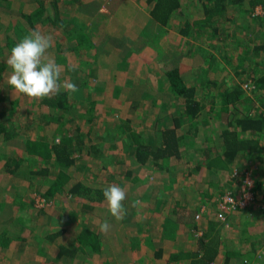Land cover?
Listing matches in <instances>:
<instances>
[{
	"label": "rangeland",
	"instance_id": "obj_1",
	"mask_svg": "<svg viewBox=\"0 0 264 264\" xmlns=\"http://www.w3.org/2000/svg\"><path fill=\"white\" fill-rule=\"evenodd\" d=\"M12 1L11 11L7 9V6H0V21L3 25L0 28V34L9 24L12 25L21 18L22 10L34 11L44 2L49 7L48 3L52 0ZM56 1L59 15L65 21L64 34L54 25L50 26V23L47 25L45 22H38L37 28L41 32L49 29L57 38L60 37L63 43L68 42V31L72 30L74 33L77 28L86 31L88 37L90 36L89 40L83 44L76 43L80 35L75 41L73 39L75 50L56 51L53 41L52 47L47 51L49 53L46 54V57L51 60L55 54H60L61 57L58 58L60 62L58 65L61 67L60 81L76 84L79 91L70 96L61 89L67 93L69 106L59 109L46 100L52 98L37 101L16 94L20 101L18 112L13 119L15 118L14 122L19 128L25 116L40 119L47 114L49 119L45 124L43 123L41 139L50 142H59L63 135L67 136V142L69 139H76L72 123L77 122L82 127L83 140L86 143L80 150L76 149L70 140L72 142L70 144L71 161L64 165L50 157L47 161V173L41 178L48 180L53 175H58L62 180L64 179L65 183L71 178L80 179L94 188L118 185L126 192V199L123 201L126 216L132 211L141 215V222L147 231L148 227H151L149 230L156 232L160 226L165 225V229L169 230V237L167 241L165 237V244L169 243V238H172L171 250H175L173 261L175 264H191L189 261L194 260L195 252L199 249V242L198 236L191 233L195 230L188 217L189 212L196 208L197 204H201V210L203 208L208 210L216 204L220 206V195L225 193H230L241 204V199L244 198L241 185L244 181H249L252 185L257 178H260L262 181L260 184L264 185V135L261 139L262 146L258 150L252 146L248 151L238 152L231 163L226 166L219 152L224 142L218 138L223 130L227 129L230 130L229 136L241 137L242 133L235 124H227L216 114L218 101H221L224 86L229 83L230 76L241 83L242 88L247 90L251 88L245 84L253 81L248 71L256 66V57L244 50H237V46L233 47L231 36L221 41L222 44L227 43L224 52L221 51L223 48L221 43L219 46L216 45L215 40L209 43L214 38L209 30V26H212L211 21H220L219 25H221L222 13H216L207 20L200 14V9L196 11L190 7L192 0H181L180 6L183 8L179 12L176 11L173 17L175 20H180L178 24L174 23L175 20L172 18L166 24L150 18L148 8L151 7V3L146 0ZM186 15L190 16L193 24L189 25L190 31L182 32L179 28L181 24H185ZM251 24L246 20L243 22L235 18L229 25L230 34L240 37L248 33L252 34L256 27ZM194 32L198 34L194 37L195 39L192 38ZM247 38H244V43ZM180 44L182 45L180 49L189 51L193 54V58L200 50V46L208 45L211 51L218 52L217 58L223 68H216L213 71L207 68V64L198 66L192 64L191 60L180 56V50H178L179 53L174 54ZM230 44L232 49L229 48ZM220 52L223 54L227 52L225 55L230 65L221 57ZM260 56L257 59H260ZM170 66L172 68L179 66L178 69L184 81L196 84V91H201V93L203 91L207 94L201 99L203 107L194 119L182 112L183 97L173 95L168 89L165 70ZM11 71L7 64L1 70L5 83ZM208 78L211 79L208 80ZM213 79L220 81L215 85ZM256 81L259 84L257 88L264 93V79L258 76ZM9 91L13 93L12 89ZM210 101L216 103L212 104L214 105L212 108ZM258 105L257 100L250 110H254ZM60 113L62 116L59 115ZM158 114L180 115L181 125L177 132L182 140V157L171 164L170 171L158 168L154 170L150 166L151 158H148L142 169L140 163L132 157L136 147L134 144L136 138L139 142H148L153 147L158 143L160 130L154 125V116ZM59 117L63 118L64 124L57 122ZM84 117H89V120L86 121ZM235 117L233 115L232 119L236 121ZM195 120H197L198 130L196 136L194 134L192 137L190 135L192 134L191 125ZM166 122L168 124L172 122V119L168 118ZM59 124H61L60 128ZM26 131L29 133V130ZM23 132L24 128L20 131V138L16 134L12 138L0 140V159L6 155L18 153L25 147L24 140L28 133L24 136ZM205 146L209 148V155L205 158L218 159L220 162L214 170L207 168L206 165L202 168H196L194 165L203 157L206 151L204 150L203 153ZM193 154L198 157L191 165L188 159ZM257 154H261L260 158H256ZM252 157L261 160L255 161ZM248 162L256 163L246 165ZM28 166L24 159L15 172L0 171V221H2L0 231H13L9 245H0V264H72L73 260L57 259L56 251L59 245L67 242L70 244L74 235L77 236L76 239H79L77 231L80 230L82 233L81 230L87 222L92 223L93 227H98L101 217L93 214H97L96 209H100L99 213L107 209V203L105 200L84 198L79 201L67 192L66 188H63L58 195L47 196L45 193L49 190L48 183L37 182L38 184L35 185V181L30 180ZM258 169L261 171H256ZM128 170L131 171V175L128 174ZM222 170H226L225 173ZM228 174L233 178L230 179ZM17 179L29 182L24 189L25 194L20 198V206L23 205L25 208L27 203H32L30 218L33 224L22 226L19 229L18 235L22 238L15 237L17 227L11 224V215L18 210L16 201L9 198L4 199L5 185L8 182L14 184ZM205 185L209 186L211 192V195L207 197L199 193ZM246 197L248 201L252 197L249 189H247ZM135 200L141 201V204L134 208L132 202ZM176 200L178 202H175ZM248 201L243 205H246ZM235 204L227 207L234 233L231 238H219L221 242L217 241L218 252L221 256L222 251L228 248L240 249L241 246L246 248L252 246L254 243L252 237L264 233V200L263 202L256 201L255 206L249 209L250 211L243 212L238 211V205ZM243 218H248L245 224L242 223ZM204 219L206 220V217ZM124 224L131 223L126 221ZM44 226L47 228H43ZM64 227H66L65 232H63ZM29 229H33L37 234L40 232L41 236L46 238L48 242L44 241V243L49 245V248H43L46 251L39 250L33 245L32 235L27 236V240L25 239L26 235H29ZM57 230L61 232L57 233ZM50 235H52L51 239ZM156 235H158L157 232ZM159 240V237H156L154 242L161 243L162 240L161 242ZM230 241H233L234 247H228ZM123 247L128 254L129 247L127 248L126 245ZM40 252L44 253L40 254ZM236 252L239 251L236 250ZM258 252H264L263 248L257 247L256 253ZM120 257L123 256L120 255ZM148 257L150 259L152 256ZM222 258L223 256L217 259L218 264H221ZM257 258L253 264H264V255L257 256ZM132 259L133 254L127 260ZM238 259L231 258L237 261ZM130 263L133 264V261Z\"/></svg>",
	"mask_w": 264,
	"mask_h": 264
},
{
	"label": "trees",
	"instance_id": "obj_2",
	"mask_svg": "<svg viewBox=\"0 0 264 264\" xmlns=\"http://www.w3.org/2000/svg\"><path fill=\"white\" fill-rule=\"evenodd\" d=\"M146 1L148 3H151V7L149 8L150 17L162 24H166L171 18L175 20V18H173L174 13L176 11H181L183 8V6H180L181 0ZM191 2L192 3L190 7H193V10L196 11L197 9H200V14L207 20L211 19L212 16L216 13L223 14V16H221L220 18L221 25H219L220 21H211L212 26H209V30L214 38L212 39V41H209V43L214 42V40L216 45L218 46L221 43V47H223L221 48V51L223 50L224 52L227 43L222 44L221 41H225L227 37L229 38L231 36V38L233 39V43H231L233 47L237 46V50H244V52H247L256 57V66L248 71L249 75L253 78V84L250 83L251 88H249V90L244 87L242 88L241 83H239L234 77L230 76L231 79L229 83L231 84V86H228L229 83L224 86V90L221 95V101H218L219 105L217 106L216 114H218L220 119L226 121L227 124H235L238 127V130L242 133L241 137H236L235 135L229 136L230 130L227 129L223 130L222 135L218 138V140L224 142V144L221 145L219 152L224 164L228 166L238 152L248 151V149L252 146H255V150H258L262 146L261 139H263L262 135H264V93L260 92V90L258 89L259 84L257 83L256 79L258 76H261L264 79V16L255 15L254 7L260 2L264 3V0H192ZM48 4L49 7L45 2L43 4L41 3L34 11L31 12L22 10L20 12L21 18L18 21L13 22L12 25L9 24V26L0 34V140L12 138L16 134L20 138V131L22 128H24V136L28 133V131L26 130H29V133L24 140L25 147L18 153L6 155L4 156V158L0 159V171L6 170L9 173H11L12 171L15 172L16 168L25 159L29 165L28 167L31 178L30 180H34L35 185L38 184L37 182L48 183L49 190H47V192L45 193L47 196L54 194L58 195L60 191L63 190V188H66L65 190H67V192H69L79 201H81V199L83 198L103 201L104 198L102 190L105 188V186L94 188L80 179L72 178L65 183L64 179L62 180L58 175H53L52 178L48 180H44L41 178L47 173V161L50 157L53 160L60 161V163L65 165V163L71 161L72 149L70 148V144L72 142L76 149L79 148L81 150L84 148L86 141L83 140V130L80 123H72L74 125V137L76 136V139H69L67 142V136L63 135L62 137H60L59 142H50L41 139V128L43 127V123L45 124V122L49 119V116L47 114H43L44 116L40 119H33L25 116L22 124L18 126L19 128H17V125L14 122L15 118L13 119L15 114L18 112L17 108L19 106L20 100L17 95L14 96L13 93L9 91V89L11 88L2 79L3 75L1 70L6 64V58L10 55L12 47H14L15 44L19 42L22 36H25L29 32L38 29V22H45L47 25H49L48 23H50V26L54 25V27L60 29V32L64 34L66 28L64 25L65 21L64 18L59 15L57 1L52 0ZM0 6H7V9L11 11L13 9V1L0 0ZM45 10H47V12ZM182 13H184V11H182ZM235 18L243 22L244 20H246L247 22L252 23L251 25H254L256 27L255 31L252 34L248 33L247 35L245 34L241 37L231 35L229 25L231 20L233 21L235 20ZM184 19L185 24H181L179 30L182 32L190 31L189 25L193 24V20L190 19L189 15H186ZM179 22L180 20L174 21V23L176 24H178ZM42 25L45 26L43 23ZM2 26L3 25L0 21V28ZM74 30H76V28H74ZM42 33L50 34L53 37V44L56 51L62 49L75 50L76 48H73V42L78 37V35H80V38L77 39L76 43H86L90 38V36L88 37L87 32L80 28H77L74 33H72V30L68 31V42L66 41L64 43L60 37L57 38L49 29L43 30ZM197 35L198 34L194 32L192 38L195 39L194 37H197ZM245 37H248L246 43H244ZM73 39L74 41H72ZM231 44L229 45V48L232 49ZM181 46L182 45L180 44L174 54L179 53L178 50H180V56L188 58L189 60H191L192 64L197 66L207 64V68L213 69V71L216 70V68H223L219 64L220 61L217 58L218 52L216 53L215 50L211 51L208 45L206 47L200 46V50L198 51L199 53L197 52L195 54V58H193V54H190L189 51L181 50ZM228 51L229 50H227V52ZM226 53L223 54L222 52H220V54H222L221 57L229 62L226 57ZM258 56H260L261 58L257 59ZM59 57L61 56L57 53L55 54V56H53L52 60H54L56 64H59ZM178 67L176 66L172 68V66H170L165 70V79L168 82V89L172 92L173 95L183 97L184 104L182 107V112L186 113L189 118L194 119L197 116L199 110L203 107L201 99H203V96H207V94L203 91L202 93L201 91H196V84L186 83V81H184L185 79L183 75L179 72ZM209 79L211 78H208V80ZM212 81L216 85L220 80L218 79V81H216V79H213ZM256 99L258 100L259 105L254 108V110H250L252 109V107H254L255 101H257ZM46 100L49 101V103L55 106L57 109H59L60 107L63 108L65 106H69V98L67 96V93L63 90L54 95L52 99ZM28 104L29 103L27 102V105ZM212 104L216 103L210 101L211 108L214 106ZM234 108L236 109L235 111L233 110ZM182 112L181 114H183ZM61 113L59 114L60 116H62ZM233 115L236 116V121L232 119ZM168 118H171L172 122L167 124L166 120ZM67 119H70V117H67ZM84 119L88 121L89 117H84ZM62 120L63 118L59 117L57 119V122L64 124V121L62 122ZM61 124L58 125L59 128L61 127ZM154 125L160 130L159 141L156 146L153 147L148 142H139L138 138H136L134 142L136 147L132 157L140 163L142 169H144V164H146L148 158H151L152 163L150 164V166H152L154 170L158 168L170 171V166H172L171 164L178 158L182 157V140L181 136L177 132L178 127L181 125L180 115H155ZM38 128H40L39 131L37 130ZM191 130L192 134L190 135L193 137L195 134L196 136L198 130L197 120H195L191 125ZM70 140L72 142H70ZM207 147L208 146H205V148L203 149V153L204 150H206L203 157L197 160L195 164L194 161L198 157L197 155L193 154L191 158L188 159L191 165L194 164L196 168H202L203 165H206L207 168L214 170V168L220 164L218 159L214 160V158H205V156L209 155V148ZM246 154L249 155L248 152H246ZM259 155L261 154H257L256 158H260ZM256 158L252 157V159L255 161L261 160H256ZM189 162L187 163L189 164ZM253 163L256 162H248L246 165H252ZM146 166H148V164ZM222 171L225 173L226 170ZM256 171L260 172L261 169H258ZM128 174L131 175L130 170H128ZM228 175L230 178V174ZM260 182L262 183V181H260V178H257L255 182H253V184L248 187L249 191L252 192V197L246 205L240 206V210L242 212L248 211L249 209L251 210L255 206L254 204L256 201L263 202L264 185H261ZM28 183L29 182L17 179L14 184L8 182L4 187V199H13V201H16L15 203L17 204L18 208L17 212L14 215L12 214L11 219V224L17 227V233L15 234V237H18V231L21 226H30L33 224L31 223L30 218L32 212V203H27V207L25 208H23V205L20 206L19 204L21 196L25 194L24 189L27 187ZM199 193L201 195H206V197L210 196L211 192L209 190V186L205 185V188L199 190ZM175 202L178 201L176 200ZM200 205L201 204H197L196 208L191 210L188 215L190 221L193 223L195 231L199 230L200 222L195 219V215L196 213H198ZM213 213H215V211H213L212 207H210L206 213V219L209 224H211L210 221L214 222V220L212 219ZM243 220L244 221L242 223L245 224L248 218H243ZM214 224L215 223H213L212 225ZM31 230L33 231V229ZM59 230H57V233H60ZM195 231L191 232L194 236L198 235ZM12 234V230H7L6 232L0 231V245L8 246L12 239ZM216 235L217 239L219 240L218 234ZM40 236V234L37 235V232L33 231L32 243L39 250L46 251L43 248L47 249L48 245L47 243H44V241L46 240H43L42 238H40ZM19 238L22 237L19 236ZM49 238L51 239L52 235H50ZM252 239L254 240V243H252V246L248 248L241 246L240 249L229 248L227 250H224L223 255L225 256V258L224 262L221 264H235L236 262V264H253V261L255 259H258L254 258V254L257 249V245H259V243L264 239V233L263 235L253 236ZM197 240L199 242V249L195 252L194 260H190L189 262H191V264H211L210 262L212 260L214 261L215 259V254L218 253L219 245L217 247V242L213 240L212 235L209 237L208 235L203 234L198 237ZM94 244L97 245V240L95 239L93 242H91V246H94ZM234 249L238 250L239 252H236V250ZM159 251V249H156L154 253H157ZM85 252L86 246L84 243H62L59 245L56 251V257L62 258L61 256H63L62 259L78 260L81 263L83 261L82 258L85 257ZM232 257L239 258L240 260H231ZM170 264H174L173 259H171Z\"/></svg>",
	"mask_w": 264,
	"mask_h": 264
},
{
	"label": "clouds",
	"instance_id": "obj_3",
	"mask_svg": "<svg viewBox=\"0 0 264 264\" xmlns=\"http://www.w3.org/2000/svg\"><path fill=\"white\" fill-rule=\"evenodd\" d=\"M53 37L50 34H44L39 29L33 30L19 40L18 43L12 47L10 55L7 57L6 64L12 70L7 80L8 86L12 89L14 96L21 94L29 99L42 100L44 98H52L58 94L61 89L66 91L70 96L79 91L76 84L71 82H61V67L53 60L46 57L48 49L52 47ZM229 87L231 84L229 83ZM232 179L233 176L230 175ZM247 183V182H246ZM250 186V185H249ZM103 198L107 203V211L111 217L119 221L126 215V209L123 201L126 199V192L118 185L112 184L102 190ZM221 196V195H220ZM141 201L135 200L132 202V207H138ZM209 209V208H208ZM215 211L214 218L217 223L222 226H229L230 218L228 212H225V217L222 219L218 216L220 206L217 204L212 207ZM207 208L199 209L196 213L198 216L195 219L200 221L204 219L207 213ZM240 211V208H238ZM204 222V221H203ZM208 221L206 219L207 224ZM218 225V227H220ZM111 225L107 220L100 223L99 231L107 233ZM207 228V226H206ZM200 237L204 233V227L199 223V230L195 231ZM232 232L229 236H220V238H231ZM263 237V236H262ZM236 242V240H235ZM264 250V239L257 245ZM224 251V250H223ZM222 251V252H223ZM257 252L254 258L264 255V252Z\"/></svg>",
	"mask_w": 264,
	"mask_h": 264
},
{
	"label": "crops",
	"instance_id": "obj_4",
	"mask_svg": "<svg viewBox=\"0 0 264 264\" xmlns=\"http://www.w3.org/2000/svg\"><path fill=\"white\" fill-rule=\"evenodd\" d=\"M149 8H148V13H149ZM83 205H87V204H83ZM99 211L100 209H96L97 214L94 213L93 215L97 217H101L100 223L107 220L108 223L111 225L110 230L107 233H101L100 231H98L99 226L93 227L92 223H89V222H87L84 225L83 229L81 230L82 233L80 232V230H78L77 235L79 233L78 235L79 239H76L77 236L74 235L73 236L74 238L72 239L71 244H77V243L83 244L84 243L86 246V252L84 254L85 257L82 258L83 261L81 263L77 260H73L72 264H131L130 261H133V264H137V263L138 264H148V263L170 264L171 263V259H173L174 257L175 250H171L172 249L171 247L172 238H169V243L165 244V237H166V241L168 240V237H169V232H168L169 230L168 228L165 229V225L164 226L162 225L158 228L159 230L156 231L158 235H156V232H152L151 230H149L151 229V227H148V231L145 229V226L142 224L141 219H140L141 215L135 213V211L129 212L131 214H129L128 216L124 215L123 219L119 221L111 217L107 209H105L103 212H100V213ZM206 215H204V217H206ZM212 219L215 222L214 225H212L213 221H210L211 224L207 223L204 225V222L206 223V220L200 219L199 222L201 226L204 227V233H205L204 235L207 234L209 237L212 235L213 240L217 242L219 240L217 239L216 234H218V237L220 238V236H229L230 232L234 233L233 225L231 221H230L231 225L227 227V226H222L219 223H217L214 218V215L212 216ZM126 221H129L131 224H128V225L124 224ZM218 225H220V227H218ZM23 226H26V225H23ZM43 228H47V227L44 226ZM64 228L65 230H63V232L66 231V227ZM31 232L32 230L29 229V235L27 234L25 237L26 240H27V236L32 235ZM39 234L40 232L37 235ZM156 237H159L160 239L159 241L161 242L162 240V242L161 243L154 242V239ZM17 238H19V235ZM40 238H42L43 240L44 239L46 240V238L43 236H40ZM13 239L16 240V238H13ZM94 239L97 240V245L94 244V246H91V242H93ZM47 240H50V239H47ZM121 244L126 245L127 248L129 247V249L127 250L129 255L126 254V251H125L126 249ZM231 246L234 247L233 241L229 242L228 247H231ZM217 247H218V244H217ZM47 248H49V245ZM156 249H159L160 251L157 253H154ZM131 254H133V259L127 260L129 257H131ZM120 255H122L123 257L119 258ZM149 255L152 256L150 259L148 257ZM222 256L223 258L221 260V263L224 262V258H225L224 255ZM222 256L221 254H219V252L216 253L214 261L212 260L210 263L218 264L219 260L217 259L219 257L221 258ZM61 257L63 258V256ZM62 258L58 257L57 259L61 260ZM64 262L66 261L64 260Z\"/></svg>",
	"mask_w": 264,
	"mask_h": 264
},
{
	"label": "built area",
	"instance_id": "obj_5",
	"mask_svg": "<svg viewBox=\"0 0 264 264\" xmlns=\"http://www.w3.org/2000/svg\"><path fill=\"white\" fill-rule=\"evenodd\" d=\"M254 14L255 15H264V4L260 3V4H256L254 7ZM246 86L250 87V82H248V84H245ZM247 182V183H246ZM244 181L243 184L241 185V190L244 191V198L241 199V204H239L238 200H235L233 196H231L230 193H225L224 195H221V197L219 198V204H220V210L218 212V216L220 218H224L225 217V212H228V205L230 206L233 203H236L235 205H238V208H240V206H243V204L248 201L246 194H247V189L248 186L250 185L249 181ZM198 216V214H196V217Z\"/></svg>",
	"mask_w": 264,
	"mask_h": 264
}]
</instances>
